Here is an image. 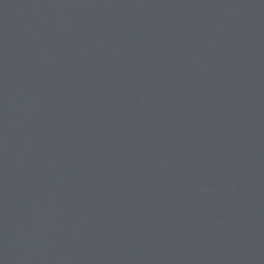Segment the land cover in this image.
<instances>
[{
    "label": "water",
    "instance_id": "1",
    "mask_svg": "<svg viewBox=\"0 0 264 264\" xmlns=\"http://www.w3.org/2000/svg\"><path fill=\"white\" fill-rule=\"evenodd\" d=\"M0 264H264V0H0Z\"/></svg>",
    "mask_w": 264,
    "mask_h": 264
}]
</instances>
